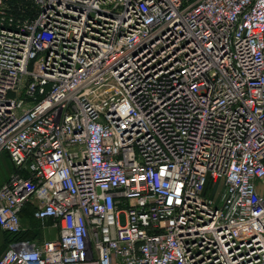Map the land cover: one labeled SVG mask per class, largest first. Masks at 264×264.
Instances as JSON below:
<instances>
[{
    "label": "built area",
    "instance_id": "2783aa9c",
    "mask_svg": "<svg viewBox=\"0 0 264 264\" xmlns=\"http://www.w3.org/2000/svg\"><path fill=\"white\" fill-rule=\"evenodd\" d=\"M0 264H264V0H0Z\"/></svg>",
    "mask_w": 264,
    "mask_h": 264
},
{
    "label": "trees",
    "instance_id": "16d2710c",
    "mask_svg": "<svg viewBox=\"0 0 264 264\" xmlns=\"http://www.w3.org/2000/svg\"><path fill=\"white\" fill-rule=\"evenodd\" d=\"M11 168H12V166H11ZM32 213H33V207L31 206V204H27L23 208L21 216H22V219L25 218L27 221H29V226L26 230H24L20 233L12 234V233L6 232V235H8V237H9L8 244H10L14 240L23 239V238H25V239L27 238V239H31V240L32 239H39V240L43 239V233H42V228L40 226V223L38 220H36L33 217Z\"/></svg>",
    "mask_w": 264,
    "mask_h": 264
},
{
    "label": "rangeland",
    "instance_id": "374dc122",
    "mask_svg": "<svg viewBox=\"0 0 264 264\" xmlns=\"http://www.w3.org/2000/svg\"><path fill=\"white\" fill-rule=\"evenodd\" d=\"M11 171V163L8 156L5 153L0 154V183L4 181L9 172ZM22 225L24 229H27L29 226V221L25 218L22 220ZM8 235L6 232L0 228V254L8 247Z\"/></svg>",
    "mask_w": 264,
    "mask_h": 264
},
{
    "label": "crops",
    "instance_id": "0c3cea01",
    "mask_svg": "<svg viewBox=\"0 0 264 264\" xmlns=\"http://www.w3.org/2000/svg\"><path fill=\"white\" fill-rule=\"evenodd\" d=\"M2 182L0 183V185L2 184ZM42 233L43 238H52L57 235V229L51 226H47L45 229L42 230Z\"/></svg>",
    "mask_w": 264,
    "mask_h": 264
}]
</instances>
